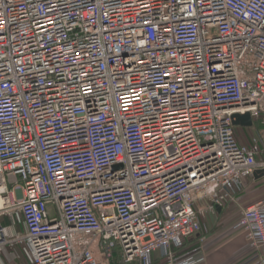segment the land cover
<instances>
[{
    "label": "built area",
    "instance_id": "obj_1",
    "mask_svg": "<svg viewBox=\"0 0 264 264\" xmlns=\"http://www.w3.org/2000/svg\"><path fill=\"white\" fill-rule=\"evenodd\" d=\"M263 169L264 0H0V264H205ZM231 230L264 249V199Z\"/></svg>",
    "mask_w": 264,
    "mask_h": 264
},
{
    "label": "crops",
    "instance_id": "obj_2",
    "mask_svg": "<svg viewBox=\"0 0 264 264\" xmlns=\"http://www.w3.org/2000/svg\"><path fill=\"white\" fill-rule=\"evenodd\" d=\"M241 128L246 130V127ZM254 132L256 133V131ZM242 133L245 135L244 132ZM238 141L245 145L249 143V141L246 143L240 139ZM238 198L237 204L228 203L226 206L216 209L214 213H208L201 217V233L190 240H192V249L197 246L203 248L205 264H256L260 256L264 257V249H250L242 232L231 230L244 207L264 199V177L246 179L244 190ZM235 207H237L236 210ZM201 239H203L202 242ZM6 258L11 259L7 254ZM153 262H156L155 264L164 263L157 252L154 253Z\"/></svg>",
    "mask_w": 264,
    "mask_h": 264
},
{
    "label": "rangeland",
    "instance_id": "obj_3",
    "mask_svg": "<svg viewBox=\"0 0 264 264\" xmlns=\"http://www.w3.org/2000/svg\"><path fill=\"white\" fill-rule=\"evenodd\" d=\"M255 130L253 128H247L246 130H243V128L239 127V126H236L235 129H234V133L236 135V138L243 142H246L248 143V138H251L255 135ZM244 132L245 135H242ZM237 209V207H235V210ZM239 210V209H238ZM5 223L8 224L9 223V220L6 219L5 220ZM17 230L18 231H23V227L20 226V227H17ZM7 253L8 255H11L13 253V255L17 256L16 258L17 259H14V260H8L6 258V255L5 254H2L1 256V260L3 262V264H27L26 260L24 259V256L22 254V251H21V247L17 246L15 247L14 251H11V250H7Z\"/></svg>",
    "mask_w": 264,
    "mask_h": 264
},
{
    "label": "water",
    "instance_id": "obj_4",
    "mask_svg": "<svg viewBox=\"0 0 264 264\" xmlns=\"http://www.w3.org/2000/svg\"><path fill=\"white\" fill-rule=\"evenodd\" d=\"M233 126H240V127H251L252 121L248 114L238 116H233ZM253 177L255 179H260L264 177V169L263 170H255L253 173Z\"/></svg>",
    "mask_w": 264,
    "mask_h": 264
},
{
    "label": "trees",
    "instance_id": "obj_5",
    "mask_svg": "<svg viewBox=\"0 0 264 264\" xmlns=\"http://www.w3.org/2000/svg\"><path fill=\"white\" fill-rule=\"evenodd\" d=\"M9 224V223H8ZM187 244H189V246H187ZM192 250V240L190 241H186L184 243V246L183 248L181 249L180 253L181 254H185L187 252H190ZM162 259V258H161ZM156 263V262H155ZM154 262H152V264H155ZM111 264H124L122 262V259H121V256H120V253L118 250H114L113 251V255H112V259H111ZM132 264H137V263H132ZM164 264V263H162Z\"/></svg>",
    "mask_w": 264,
    "mask_h": 264
}]
</instances>
